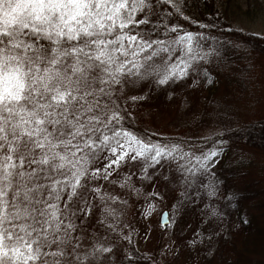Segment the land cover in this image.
Segmentation results:
<instances>
[{"label": "snow or ice", "instance_id": "1", "mask_svg": "<svg viewBox=\"0 0 264 264\" xmlns=\"http://www.w3.org/2000/svg\"><path fill=\"white\" fill-rule=\"evenodd\" d=\"M150 7L148 0H0V264H82L80 238L65 221L90 213L88 181L108 180L126 158L142 160L146 171L187 155L123 125L125 76L165 85L207 59L192 32L171 41L182 46L173 59L175 48L135 30L148 23L137 13ZM170 31L178 33L177 26ZM217 155L212 150L193 157L195 168H177L194 182ZM202 186L217 195L215 181Z\"/></svg>", "mask_w": 264, "mask_h": 264}, {"label": "trees", "instance_id": "2", "mask_svg": "<svg viewBox=\"0 0 264 264\" xmlns=\"http://www.w3.org/2000/svg\"><path fill=\"white\" fill-rule=\"evenodd\" d=\"M232 1L182 0V10L177 13L167 0H148L150 9L136 16L146 18L148 23L136 25L135 30L175 48L173 59L178 50L171 41L177 34L192 32L195 49L209 56L198 62L197 71L190 70L186 77L165 85L155 83L153 76H125L120 103L128 113L124 127L145 140L152 141L154 134L145 125L149 121L135 116L139 111L147 115L150 111L145 110H152L155 115L170 118L166 126H158L167 134L161 133L163 138L158 142L178 143L182 153H187L183 161H191L183 162L185 168H195L193 157L213 146L205 141L201 149L199 136L219 129V136L227 144L215 165L195 173V191L199 187L197 213L209 229L205 233V264H264V36L230 27L231 17L250 21L257 6L256 0H243L244 5ZM172 26H177L178 33L170 31ZM154 61L161 63L160 57ZM193 66L197 67L195 63ZM145 82L155 88L135 91ZM133 96L138 99L131 100ZM178 172L187 178V186L193 174ZM109 180L88 181L89 192L83 199L90 201V213L82 217L77 212L65 221V226L74 225V230L69 229L72 237L80 238L76 255L80 257L84 252L81 248L91 239V249L85 253L88 258L81 259L82 264H162L158 257L137 247L134 232L124 221V208L107 192L102 193ZM213 181L218 191L209 197L202 185ZM92 188H99L102 194H91ZM164 229H169L168 225ZM94 245L111 251H93Z\"/></svg>", "mask_w": 264, "mask_h": 264}, {"label": "rangeland", "instance_id": "3", "mask_svg": "<svg viewBox=\"0 0 264 264\" xmlns=\"http://www.w3.org/2000/svg\"><path fill=\"white\" fill-rule=\"evenodd\" d=\"M181 1L171 0V5L174 4L181 11ZM256 1L257 6L254 8L255 12H253L251 20L231 17L230 27L264 36V0ZM219 2L225 4L226 0H219ZM232 2L245 4L243 0H233ZM179 46L175 45L178 50L177 56L181 54L182 46ZM196 52L200 55L207 54L208 59V52L199 49H196ZM152 88L155 86L145 82L135 88V91L149 92L148 89ZM155 99L153 96L152 100ZM145 111H150V113L145 115L139 111V114L135 116L141 117L144 122L149 121L145 125L149 126L150 132L154 134L151 135L152 142L160 143L158 140L163 138L162 134H167L161 132L164 130H160L158 126H166L170 118L165 119L160 115H155L151 113L152 110ZM218 136L219 129H215L203 133L198 138L200 142L198 146H201V149L204 147L203 142L205 141H211L213 145L211 148L205 149L202 155L212 150L218 151L217 157L210 162V167L215 165L216 159L227 144L226 140ZM181 151L183 150L181 149ZM183 162L185 161L177 157L176 160L170 159L165 162L166 164L161 163V165L148 167L146 171H143L145 166L142 160L133 161L126 158L109 177L110 180L103 185L102 193L107 192L124 208V221H126L128 230L134 232L137 247L141 251L155 258L158 257L162 264H205L208 253L205 233H208L209 229L205 228V220L197 213L199 187L196 191L195 188L198 182L196 180L193 182V179L189 178L186 186L187 178L178 172L177 165L183 164ZM89 166L96 165L93 163ZM150 204L153 206L152 214L145 215ZM165 211L168 212L169 218V224H167L169 229L166 231L165 226L160 222L161 214ZM90 240L87 239L81 248L82 251L84 250L80 255L81 259H84L85 253L91 249Z\"/></svg>", "mask_w": 264, "mask_h": 264}, {"label": "water", "instance_id": "4", "mask_svg": "<svg viewBox=\"0 0 264 264\" xmlns=\"http://www.w3.org/2000/svg\"><path fill=\"white\" fill-rule=\"evenodd\" d=\"M164 214H166V216H164ZM161 225L165 226L167 224H169V218H168V212L165 211V213L161 214ZM165 219L167 220V224H165Z\"/></svg>", "mask_w": 264, "mask_h": 264}]
</instances>
